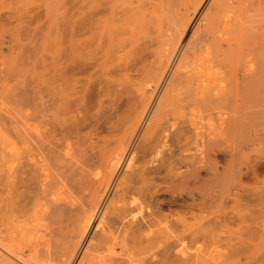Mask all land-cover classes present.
I'll use <instances>...</instances> for the list:
<instances>
[{"label": "bare ground", "instance_id": "1", "mask_svg": "<svg viewBox=\"0 0 264 264\" xmlns=\"http://www.w3.org/2000/svg\"><path fill=\"white\" fill-rule=\"evenodd\" d=\"M97 6V24L74 23L69 66L149 51L154 83H109L135 99L124 133L104 148L57 137L83 97L77 83L52 93L42 83L40 176L16 186L18 164L1 167L0 264H171L160 255L186 229L197 236L220 192L252 173L251 136L264 128V0H90Z\"/></svg>", "mask_w": 264, "mask_h": 264}, {"label": "rangeland", "instance_id": "2", "mask_svg": "<svg viewBox=\"0 0 264 264\" xmlns=\"http://www.w3.org/2000/svg\"><path fill=\"white\" fill-rule=\"evenodd\" d=\"M92 9L90 0H0L1 180L8 179L2 165L14 163L18 164L14 185L31 176H40L37 165L40 164L42 83L49 87L50 93L60 90L62 83H77L79 96L83 97L82 113L69 128L57 126V137L64 134L70 144L86 142L99 148L124 133L129 123L123 125L122 120L135 99L124 85L114 87L109 83H154L149 81L152 79L149 51L137 50L107 67L100 64L102 59L96 58L69 66L74 23L79 22L85 31V26L101 20L102 8ZM60 44L65 61L61 70L57 56ZM53 104V100L48 102L50 106ZM251 138L252 146L248 150L251 175L234 178L220 192L218 207L203 212L197 236L192 234V229H186L184 242L172 243L160 257L167 258L171 264L180 263V258L184 264H264V128L259 132L254 130ZM163 174L164 171L159 178L156 176V183L162 184ZM149 201L148 197L146 203ZM4 202L0 203V214L6 209ZM31 220L34 222L25 226L30 237L36 238L40 231L36 230L35 218Z\"/></svg>", "mask_w": 264, "mask_h": 264}]
</instances>
